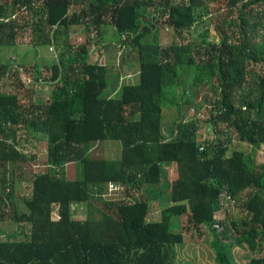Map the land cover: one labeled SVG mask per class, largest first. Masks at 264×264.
<instances>
[{
    "label": "trees",
    "instance_id": "16d2710c",
    "mask_svg": "<svg viewBox=\"0 0 264 264\" xmlns=\"http://www.w3.org/2000/svg\"><path fill=\"white\" fill-rule=\"evenodd\" d=\"M35 1L0 0V16L15 11L0 18V49L31 25L36 45L59 50L41 64L40 77L52 86L46 99L37 95L38 83L21 77L19 66L28 73L29 65L2 61L0 50V83L12 86L0 87V264H176L182 214L186 228L201 232L206 225L214 232L219 264H238L231 250L236 243L254 251L249 264H264V159L255 161L230 136L234 131L238 141L264 143V73L256 67L264 65V0H39L42 15ZM210 1L225 8L215 19L219 38L205 36L204 47L196 48L185 32L202 16L201 7L209 11ZM83 22L97 28L98 37L102 24L113 25L119 35L111 42L127 43L123 65L99 55L91 60L89 38L72 43V27ZM161 24L181 41L162 44ZM132 58L141 66L139 80L121 76L126 81L109 93L111 71L135 63ZM185 73L193 83H218V96L189 119L180 110L187 102L168 95ZM164 100L178 111L166 131ZM207 103H222V115ZM41 138L45 168L22 178L29 169L24 163L34 158L29 143ZM107 138L120 140V155H93V144ZM71 161L80 163L77 177L67 172ZM167 164L175 165L176 176L165 183ZM17 179L29 182L22 193ZM108 181L125 187L104 196ZM227 199L241 202V217L217 216ZM161 200L168 202L152 218ZM83 202L87 217H74ZM6 220L23 224V231L4 233Z\"/></svg>",
    "mask_w": 264,
    "mask_h": 264
},
{
    "label": "rangeland",
    "instance_id": "374dc122",
    "mask_svg": "<svg viewBox=\"0 0 264 264\" xmlns=\"http://www.w3.org/2000/svg\"><path fill=\"white\" fill-rule=\"evenodd\" d=\"M41 2L43 0H40ZM39 1V4H40ZM209 11L205 10L204 7H201L199 9L200 13L202 16H200L198 22L193 26L191 29V32L186 31L185 33H189L188 36L190 37L191 40H194L196 48H203L204 43L202 41L204 40V37L207 39H218L219 35L217 34V31L215 30V19L218 18V16L222 17L221 15H224L225 8L222 5H219L218 3H215L213 1H210L209 3ZM41 8L37 10V13L39 15L43 14L44 12V6L43 4L39 5ZM76 7V5H71L70 9ZM211 10V11H210ZM45 13V12H44ZM91 24L86 25L84 22L78 25H75L71 29L70 33V39L74 45L78 43L85 42L87 38H91V44L90 43V59L95 60L97 55V51L99 49V39H98V34L91 35V30L92 28L90 27ZM92 26V25H91ZM161 27V42L162 44H167L172 41H181V36L175 34V31L171 27L165 28V25H160ZM118 33H114L113 37H118ZM34 39V31L33 27L30 25H27L23 28H20L16 35V40L15 44L10 45V46H1V59L2 61H6L8 63L12 62H22L25 65H29V68L27 69L28 74L25 73L23 75V78H31L30 82L27 83H38L37 84V89L38 93L37 95L39 98L46 99L50 96V93L52 92V86L50 84H47L45 82H37L36 80L39 78L41 75L40 69L41 64L46 63L47 61H52L54 58L57 56L59 53V50L54 49L53 51H50L48 46L45 45H36L33 41ZM90 40V39H89ZM93 40V41H92ZM113 47V46H112ZM115 50V47H113ZM39 51V52H38ZM45 56L44 58H41L40 60H33V55L34 56ZM45 54V55H44ZM48 56H52L49 58ZM113 58V57H112ZM112 58L107 61L113 62ZM133 61L137 60L132 58ZM16 60V61H15ZM40 62V63H39ZM121 63L123 65L122 61V55H120V61L118 60V55H115L114 58V63L115 65ZM132 62V60H131ZM40 64L39 66H36V64ZM133 63V62H132ZM129 64V66H123L124 70L127 68L129 70H134L137 71L139 67L133 66V64ZM256 67L258 70L262 73H264V65L261 63H256ZM192 72V71H191ZM187 74L185 73L183 75V82L178 86V89L175 88V90H171V93L176 94V93H181L183 96L184 100L187 102V104H182V110L184 109L185 113L183 114V117L185 119L192 118L194 115H198L199 111L202 109V105L205 104L206 101H209V99L214 98L215 96H218V83H203V84H197L193 83V76L190 78H187ZM113 77V75H110ZM185 76V77H184ZM121 80V78H120ZM126 81V80H125ZM124 81V82H125ZM4 82L0 83V87H7L10 86V84H5L3 85ZM40 86V87H39ZM31 91V90H30ZM29 91L31 97L32 94ZM169 91V90H168ZM35 92V91H34ZM170 93V94H171ZM36 93L33 94V98L35 99ZM187 95V96H185ZM24 100H27V98H23ZM188 100V101H187ZM191 100V101H190ZM28 102V101H25ZM188 106H194V108L188 107ZM177 115V107L175 103H170L167 100H164L162 102V120L168 119L170 121H173L174 118ZM197 118V117H196ZM198 122L202 124H206L205 120L203 118L196 119ZM167 122V121H166ZM207 126V124H206ZM209 127L211 125L209 124ZM213 130V127H211ZM206 131V130H205ZM232 132V131H231ZM211 133V131L207 132ZM232 138V142L237 144V146H240L244 148L248 153L252 155L255 161H260L264 158V143L261 145H254V144H248L242 141H238L236 138L235 132L233 131L230 134ZM203 139V137L201 138ZM107 141H111L114 144L119 143V140L116 139H107ZM105 140V142H107ZM30 142V141H28ZM37 144V145H36ZM36 144H30L29 143V153L28 154H33L34 158L31 160H25L28 161L27 163H24L25 166L29 169H24L23 172L21 173L22 178H25L27 180H31L32 176L34 175V170H41L45 168L46 165V160H47V149H45L46 145V140L41 138L40 141H38ZM36 145V146H35ZM92 154L97 155V156H105V157H118V151L113 149L112 151L109 152H100L99 149V144L95 143L94 147L92 149ZM68 169L67 171L69 173L70 177H77L81 174L80 171V163L77 162H69L68 164ZM72 171V172H71ZM77 172H79L77 174ZM17 185L16 188H18L19 192L22 193L24 190L23 188L28 185L29 182H25V180H19L17 179ZM142 191H140L141 193ZM131 197L136 194L135 192H132ZM129 196H126V200H131L132 198ZM168 201H164L163 205L166 204ZM96 204H98V201H96ZM76 209L74 211V217L76 218H86L89 212L88 206L86 202H83L81 205H75ZM223 209L221 211H217V216L219 218H225L227 217H241L244 214L243 207L241 205V202L239 201L237 205H233V202L229 201L228 199L226 200L225 204L223 205ZM20 208L21 210H25V205L23 204L22 201H20ZM95 216L99 217L100 213L95 212ZM229 219V218H228ZM180 229L184 232V241L180 244L177 245V250H178V260L176 264H219V262L216 259V252L214 251V248L212 246V239L214 238L215 234L212 230H210L209 226L204 225L202 227V231L198 232V230H195L193 228L188 229L185 227L186 225V215L182 214L180 216ZM2 230L4 233L6 232H19L23 231V224L21 223H15L12 220H6L2 222ZM176 229H178L176 227ZM1 238L4 237V234L0 235ZM233 256L235 260L237 261L238 264H249V260L251 256L254 254V251L249 247L247 243L245 244H234L231 247Z\"/></svg>",
    "mask_w": 264,
    "mask_h": 264
},
{
    "label": "crops",
    "instance_id": "0c3cea01",
    "mask_svg": "<svg viewBox=\"0 0 264 264\" xmlns=\"http://www.w3.org/2000/svg\"><path fill=\"white\" fill-rule=\"evenodd\" d=\"M100 29H101V33H100V35L98 37V39H99V49L97 51L98 52L97 55H99L98 57H99V59L102 62L109 63V64H114L115 52H116V49H118V48H116L115 43L111 42V41H114V40L118 39V38L113 37V34L115 32L114 27H113V25L111 23H104V24L101 25ZM89 39L91 40V38H89ZM91 44H93V43H91ZM88 46H89V50H90V44ZM112 46L115 47V50H114V48ZM37 54H39V53H37ZM39 55L41 56V54H39ZM44 57L45 56L39 57L38 55L37 56L33 55L32 59L36 61V60H40L41 58H44ZM48 57L51 58L52 56H48ZM111 58H112L113 62L107 61V59L110 60ZM125 65L129 66V63L126 62ZM133 66L139 67L137 69V71L129 70L128 68L126 70H124L123 67H122L121 71H118V69H116V68H114L116 70L111 71L112 72L111 74L113 75V77L110 76L111 85H110V88L108 89L109 93H113L116 89L120 88L122 83H124L125 80H123L121 76H124L126 74H131L130 76H127V77H130L129 80H139V78H140V70H141L140 63H138V62L134 63ZM190 77H192V76H190ZM120 78H121V80H120ZM126 79H128V78H126ZM176 89H178V86L176 87ZM170 93H171V90L168 91V95L175 96L173 93H171V94ZM178 96H180L178 98V101H180V102H184L185 101L183 96L181 95V93H176V97H178ZM185 96H187V95H185ZM182 107L183 106H181L180 110H181V114L183 115L185 113V111H184V109L182 110ZM177 113H178V111H177ZM176 117H177V115H176ZM176 117L174 118V120L176 119ZM171 125H172V121H170L168 119H164L163 120V130L164 131H166V129L168 127H170ZM201 138L202 137H200V136L198 137V139H201ZM107 139H109V138H107ZM107 139H103V140H100V141L96 142L97 144H99L100 152H102V153L109 152L110 153V151L115 149L116 151H118V156H119L120 153H121V150H122V143L120 142V140H119V143L114 144L111 141H107ZM105 140L107 142H105ZM93 147H94V144H93L92 148ZM164 167H165V173H166V181H165V183H167V181L168 182H172V180L176 176L175 165L174 164H167ZM168 194H169V192H168ZM164 201L161 200L159 206L155 210L152 211V214H151L152 218H159L161 216V210L164 207V205H163Z\"/></svg>",
    "mask_w": 264,
    "mask_h": 264
},
{
    "label": "built area",
    "instance_id": "2783aa9c",
    "mask_svg": "<svg viewBox=\"0 0 264 264\" xmlns=\"http://www.w3.org/2000/svg\"><path fill=\"white\" fill-rule=\"evenodd\" d=\"M35 6H39V0H36V1H35ZM24 7H25V6L23 5V10H27V9H28L27 7H25V8H24ZM14 15H15V11L12 12L10 15H3V16H0V18L8 19L9 16H14ZM96 32H97V28L92 27L91 35H93V33L96 35ZM125 37H126V33H123V34H122V39H125ZM126 45H127V43L124 42V41H123V42H120V43H118V44H116V46H118V47H116V48H118V49H116V55H118V60H119V61H120V55H122L123 50L126 48ZM52 49H53V50L55 49L54 45L52 46ZM12 63H13V65H14V64L17 65L16 62H15V63L12 62ZM19 71H20V75H21V77L23 78V75H25V72H24V70L22 69V66H19ZM27 74H28V73H27ZM130 75H131V74H126V75H124L123 77H127V76H130ZM23 80H24L25 82H30V81H31V78H30V77H28V78H23ZM38 80L41 81L42 78L39 76ZM33 81H35V80H33ZM33 81H32V82H33ZM206 107H209V108H211L212 110H214V113L217 114V115H219V116L222 115V111L225 109V106H224L222 103H218V104H216V103H207V104H206ZM202 149H203V147L200 146V150H202ZM106 187H107V190L103 192V195H104V196H107V195H109L110 193L114 194L116 191H119L120 189L124 188L125 186H124L123 184H121V183H118V182L108 181ZM9 188H10V185H9V182H7L6 185H5V189H9ZM134 190H135V189H134ZM6 197H7V196H6ZM215 226H217L218 229H221V228H222V224H221L220 222H216V223H215Z\"/></svg>",
    "mask_w": 264,
    "mask_h": 264
}]
</instances>
